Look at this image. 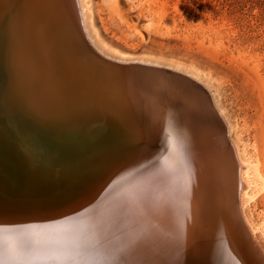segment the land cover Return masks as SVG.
Returning <instances> with one entry per match:
<instances>
[{
  "label": "bare ground",
  "instance_id": "bare-ground-1",
  "mask_svg": "<svg viewBox=\"0 0 264 264\" xmlns=\"http://www.w3.org/2000/svg\"><path fill=\"white\" fill-rule=\"evenodd\" d=\"M155 65L98 51L82 0H0V264H264L228 125Z\"/></svg>",
  "mask_w": 264,
  "mask_h": 264
},
{
  "label": "rangeland",
  "instance_id": "rangeland-1",
  "mask_svg": "<svg viewBox=\"0 0 264 264\" xmlns=\"http://www.w3.org/2000/svg\"><path fill=\"white\" fill-rule=\"evenodd\" d=\"M82 2L102 54L157 64L210 95L250 180L243 216L264 226V0ZM32 186L22 181L18 189L33 198Z\"/></svg>",
  "mask_w": 264,
  "mask_h": 264
},
{
  "label": "water",
  "instance_id": "water-1",
  "mask_svg": "<svg viewBox=\"0 0 264 264\" xmlns=\"http://www.w3.org/2000/svg\"><path fill=\"white\" fill-rule=\"evenodd\" d=\"M122 64V63H121ZM123 65H125V64H123ZM133 67H136V69H142V70H144V69H148V68H152L151 66H148V65H144V64H133ZM112 69H117V68H112ZM120 69H123V70H126V68L125 67H120ZM154 72H155V74H154V76L153 75H151V74H149L150 75V77L151 78H153L154 79V81L153 82H155V83H163V81L162 80H164L165 79V81H167V80H171L170 78L172 77V78H176L177 79V81H179V82H182L184 85H186V86H190L191 84H190V82L184 77V76H178L177 74L176 75H174V73H171V72H164V70L163 69H159L158 70V68H156V67H154ZM134 72H136V71H134ZM137 73V72H136ZM170 73V74H169ZM149 77V78H150ZM142 79V78H141ZM152 79V80H153ZM155 87V86H154ZM157 87V86H156ZM170 87V86H169ZM184 90V89H183ZM188 92H190L189 90H188Z\"/></svg>",
  "mask_w": 264,
  "mask_h": 264
}]
</instances>
